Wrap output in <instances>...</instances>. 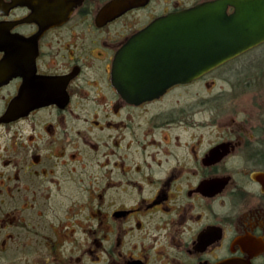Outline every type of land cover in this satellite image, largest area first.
I'll use <instances>...</instances> for the list:
<instances>
[{
  "label": "flooded vegetation",
  "instance_id": "flooded-vegetation-1",
  "mask_svg": "<svg viewBox=\"0 0 264 264\" xmlns=\"http://www.w3.org/2000/svg\"><path fill=\"white\" fill-rule=\"evenodd\" d=\"M207 1L0 0V264H264V40L146 97L113 79Z\"/></svg>",
  "mask_w": 264,
  "mask_h": 264
},
{
  "label": "water",
  "instance_id": "water-1",
  "mask_svg": "<svg viewBox=\"0 0 264 264\" xmlns=\"http://www.w3.org/2000/svg\"><path fill=\"white\" fill-rule=\"evenodd\" d=\"M263 40L264 0L199 3L158 17L129 37L113 62V79L125 91L146 97L198 77Z\"/></svg>",
  "mask_w": 264,
  "mask_h": 264
}]
</instances>
